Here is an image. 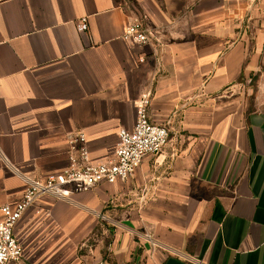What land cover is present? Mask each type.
Listing matches in <instances>:
<instances>
[{
  "label": "crops",
  "instance_id": "0c3cea01",
  "mask_svg": "<svg viewBox=\"0 0 264 264\" xmlns=\"http://www.w3.org/2000/svg\"><path fill=\"white\" fill-rule=\"evenodd\" d=\"M148 93L164 151L30 208L9 264H264V1L0 0V207L67 169L75 134L112 159Z\"/></svg>",
  "mask_w": 264,
  "mask_h": 264
},
{
  "label": "built area",
  "instance_id": "2783aa9c",
  "mask_svg": "<svg viewBox=\"0 0 264 264\" xmlns=\"http://www.w3.org/2000/svg\"><path fill=\"white\" fill-rule=\"evenodd\" d=\"M235 3L257 4L264 0H226ZM80 30H87L82 20ZM125 38L136 45L150 42V33L143 24L135 23L125 31ZM151 93L137 104L138 119L132 130L122 128L115 156L107 162H90L83 133L70 137L72 148L69 166L62 172L48 174L39 180H26L21 199L15 204L0 207V264L19 262L24 248L15 234V226L24 214L44 198L67 200L73 192L88 191L102 184L128 182L149 156L160 155L170 143V132L164 125L153 121L150 113ZM150 238V237H149Z\"/></svg>",
  "mask_w": 264,
  "mask_h": 264
}]
</instances>
